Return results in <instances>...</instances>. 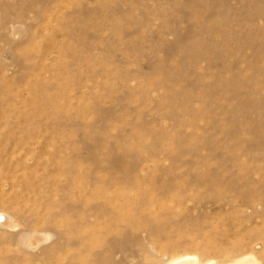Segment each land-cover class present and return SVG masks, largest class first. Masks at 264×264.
I'll use <instances>...</instances> for the list:
<instances>
[{
	"label": "rangeland",
	"instance_id": "obj_1",
	"mask_svg": "<svg viewBox=\"0 0 264 264\" xmlns=\"http://www.w3.org/2000/svg\"><path fill=\"white\" fill-rule=\"evenodd\" d=\"M184 256L264 264V0H0V264Z\"/></svg>",
	"mask_w": 264,
	"mask_h": 264
},
{
	"label": "bare ground",
	"instance_id": "obj_2",
	"mask_svg": "<svg viewBox=\"0 0 264 264\" xmlns=\"http://www.w3.org/2000/svg\"><path fill=\"white\" fill-rule=\"evenodd\" d=\"M6 226L10 228L14 227L13 222L10 219L6 220ZM21 243L27 246H31V241L29 238L23 240ZM171 264H198V261L193 256H184L182 258L172 260ZM233 264H256V260L254 259V257L248 256V258H242L235 261Z\"/></svg>",
	"mask_w": 264,
	"mask_h": 264
}]
</instances>
